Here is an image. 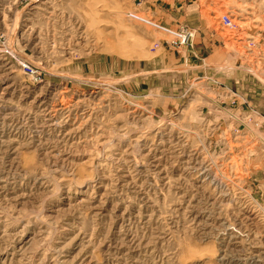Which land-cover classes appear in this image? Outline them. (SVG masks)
Wrapping results in <instances>:
<instances>
[{
	"label": "rangeland",
	"instance_id": "obj_1",
	"mask_svg": "<svg viewBox=\"0 0 264 264\" xmlns=\"http://www.w3.org/2000/svg\"><path fill=\"white\" fill-rule=\"evenodd\" d=\"M0 264H264V0H0Z\"/></svg>",
	"mask_w": 264,
	"mask_h": 264
},
{
	"label": "built area",
	"instance_id": "obj_2",
	"mask_svg": "<svg viewBox=\"0 0 264 264\" xmlns=\"http://www.w3.org/2000/svg\"><path fill=\"white\" fill-rule=\"evenodd\" d=\"M221 24L228 30H234L236 29V25L233 22V20L229 16H223L220 19ZM179 37V44L189 46L191 44V41L193 39V34L191 35L190 31H182L181 33L177 34Z\"/></svg>",
	"mask_w": 264,
	"mask_h": 264
},
{
	"label": "bare ground",
	"instance_id": "obj_3",
	"mask_svg": "<svg viewBox=\"0 0 264 264\" xmlns=\"http://www.w3.org/2000/svg\"><path fill=\"white\" fill-rule=\"evenodd\" d=\"M95 15V14H94ZM224 27V26H223ZM122 28V27H121ZM117 33V32H116ZM101 35V34H100ZM118 36V35H117ZM128 38V37H127ZM122 42V41H121ZM119 43V42H118ZM124 44H126V43H124ZM134 45V44H133ZM138 46V45H137ZM131 54V53H130ZM143 55V54H142Z\"/></svg>",
	"mask_w": 264,
	"mask_h": 264
},
{
	"label": "crops",
	"instance_id": "obj_4",
	"mask_svg": "<svg viewBox=\"0 0 264 264\" xmlns=\"http://www.w3.org/2000/svg\"><path fill=\"white\" fill-rule=\"evenodd\" d=\"M189 51V50H188ZM185 56V58L187 59L188 58V54L187 55H184ZM188 69V68H187Z\"/></svg>",
	"mask_w": 264,
	"mask_h": 264
}]
</instances>
